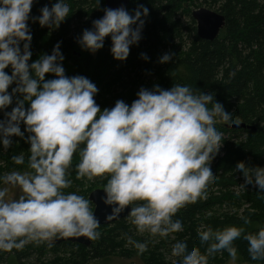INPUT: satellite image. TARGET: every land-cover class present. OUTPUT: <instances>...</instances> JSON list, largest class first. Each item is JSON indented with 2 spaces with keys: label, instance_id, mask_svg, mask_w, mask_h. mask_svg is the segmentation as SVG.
<instances>
[{
  "label": "clouds",
  "instance_id": "9594fccd",
  "mask_svg": "<svg viewBox=\"0 0 264 264\" xmlns=\"http://www.w3.org/2000/svg\"><path fill=\"white\" fill-rule=\"evenodd\" d=\"M33 2L0 0V111L12 102L7 90L14 82L12 95L23 96L5 114L6 120L0 121V145L6 151L11 137L23 138L21 122L30 134L26 141L30 144L28 170L0 175V251L21 250L30 243L51 244L57 239L100 238V223L89 199L64 192L71 187L67 175L74 154L79 156L77 179L91 182L108 177L102 201L114 207L105 217L107 222L116 220L131 205L126 220L138 235L147 233L155 242L156 237L183 231L181 220L173 217L187 204L206 199L209 183L217 179L210 156L223 146V133L216 124L241 122L232 110L214 100V93L204 94L180 84L169 90L141 89L130 106L118 100L111 109L101 111L94 99L97 88L89 79L64 75L59 43L51 55H42L29 65L32 36L27 22ZM69 11L65 0H58L51 9L43 7L33 19L41 27L57 29ZM147 15L143 6L131 16L123 7L105 9L103 17L93 21L92 29L83 31L78 43L95 53L110 36L112 56L125 61L130 46L141 38V17ZM172 58V53H166L159 63ZM9 66L11 75L5 72ZM49 73L55 79L45 81ZM25 102L30 103L27 111ZM11 159L16 165L25 162L23 153ZM236 171L244 179L238 187L245 190L246 185H253L260 190L258 196L264 195V167L249 168L238 162ZM11 189L20 191L18 198L9 195ZM241 219L245 225L250 223L247 217ZM257 228L246 232L242 226L213 230L201 225L197 235L202 245L207 244L205 252L177 241L171 257L179 259L173 264H209V258L222 251L228 253L230 264H236L234 241L241 238L248 244L251 260H264V225ZM126 242L142 254L149 241L126 237Z\"/></svg>",
  "mask_w": 264,
  "mask_h": 264
},
{
  "label": "trees",
  "instance_id": "16d2710c",
  "mask_svg": "<svg viewBox=\"0 0 264 264\" xmlns=\"http://www.w3.org/2000/svg\"><path fill=\"white\" fill-rule=\"evenodd\" d=\"M200 1L203 0H131L127 8L130 16L140 6L148 9V15L141 17L144 21L141 38L130 46L124 65L117 71L110 36L105 37L103 47L96 51V60L78 43L83 31L91 30L93 21L102 17L105 0L99 3L98 0H65L70 11L57 29L41 27L33 18L40 16L43 7L51 9L58 0H34L27 22L32 36L29 65L42 55H51L59 43L64 75L89 79L97 92L113 93L114 101L121 100L130 106L141 89L169 90L176 84L188 85L194 91L214 93L216 102L232 110L235 118L255 130L231 129L228 126L233 124L227 122L216 124L217 130L223 133L221 151L211 162L217 179L209 183L206 199L202 197L195 204H187L173 217L181 220L183 231L171 233L167 238L156 237L153 242L147 233L138 235L134 226L124 219L100 226L97 229L100 238L92 241L90 247L70 242L30 243L21 250L0 251V264H38L36 261L44 264L47 257L52 258V264H103L115 258L138 259L141 264H173L179 259L171 257L172 245L177 241H186L189 246L198 247L201 253L205 252L207 244L202 245L197 235L201 225L211 226L213 230L242 226L246 232H255L258 225H264V195L258 196L260 190L253 185H246L245 190L238 187L244 179L242 173L236 171L238 162H244L249 168L264 167V126H261L264 125V3L263 0H214L222 1L218 12L225 16L226 25L218 38L207 41L197 36L196 22L192 18V10L199 8ZM20 47L23 51V42ZM166 53L173 54L172 60L159 63ZM5 72L11 75V66ZM146 77L148 82L144 80ZM51 79H55L53 74L45 75V81ZM15 87L14 82L7 90L12 102L0 111V121L6 120L5 114L23 99L19 93L12 95ZM101 99L103 101L98 102L101 111L111 109L105 96ZM29 107L30 103L25 102V111ZM20 129L23 138L11 137L12 144L6 151L0 145V175L12 170H28L30 144L26 141L30 134L25 132L23 122ZM21 153L25 162L16 165L11 158ZM78 162L79 156L74 154L67 175L71 187L64 192L88 199L93 190L103 189L104 181L101 177L91 182L77 179ZM90 207L93 211L91 203ZM241 217H247L250 223L245 225ZM126 237L137 242L149 241L147 251L138 254L134 247L127 245ZM234 246L236 264H264V260L249 258L248 244L242 238L234 241ZM209 264H230V257L226 251L218 252L209 258Z\"/></svg>",
  "mask_w": 264,
  "mask_h": 264
},
{
  "label": "water",
  "instance_id": "95a60500",
  "mask_svg": "<svg viewBox=\"0 0 264 264\" xmlns=\"http://www.w3.org/2000/svg\"><path fill=\"white\" fill-rule=\"evenodd\" d=\"M130 1L131 0H105L104 10L117 9L123 7L127 11ZM192 18L196 22L197 36L200 39L207 41H214L216 38H218L221 31L224 29L226 25V18L223 14L204 7L192 10ZM228 128L231 129L246 128V129L255 130L254 127L247 126L244 123H241L240 125H230L228 126ZM104 196L105 193L103 192V189H95L90 193L88 198L90 203L94 207L93 214L99 220L100 226L112 225L120 220L126 219V217L131 211V205L127 206L124 209V211L119 214L116 220L108 221V222L105 220V217L111 214V208L114 206L105 205L102 201V198ZM54 242L57 244L70 242V243L80 244L86 247H90L92 244V241H89L84 237L57 239L54 240Z\"/></svg>",
  "mask_w": 264,
  "mask_h": 264
},
{
  "label": "rangeland",
  "instance_id": "374dc122",
  "mask_svg": "<svg viewBox=\"0 0 264 264\" xmlns=\"http://www.w3.org/2000/svg\"><path fill=\"white\" fill-rule=\"evenodd\" d=\"M262 3H264V0L262 1ZM221 4H222V1H217V2H215L214 0H208L207 2H204V0L203 1H200L199 3H198V7L199 8H208V9H210V10H214V11H219L220 12V6H221ZM200 5H202V6H200ZM89 52V51H88ZM90 53V55H92L93 56V58H94V60H96V53L97 52H95V53H91V52H89ZM124 65V61H117L116 60V63H115V68H116V70L117 71H120L121 70V67ZM145 82H148L149 81V78L148 77H146L145 79ZM106 91V92H105ZM105 91H103V92H105V93H103V92H97V94H96V96L94 97V99H95V102H96V104L98 105V102H101V101H103L101 98H102V96H105V101H107V103L109 104V108H112L114 105H115V103H116V101H114V95H113V93H111L110 94V92L108 91V90H105ZM100 94V96L98 97V99L96 98L97 97V95H99ZM112 101H114L113 102V104H110V102H112ZM106 104H104V106H105ZM100 108V107H99ZM221 151V148L219 149V151H218V153L217 154H219V152ZM216 154V155H217ZM216 155H214V156H210V162H212V158L213 157H215ZM102 179H103V181H104V185L107 183V180H108V177L107 176H104V177H101ZM100 178V179H101ZM95 181V180H94ZM104 187V186H103ZM102 187V188H103ZM21 193H20V191L18 190V189H11L10 190V193H9V195L11 196V197H13V198H18L19 197V195H20ZM51 257H47V259L46 260H44L45 262H44V264H52L51 263ZM32 262H34L35 263V261H32ZM36 263H38V264H41V262H37L36 261ZM103 264H141L140 263V261H138V259H133V260H118L117 258H115L113 261H109V262H106V263H103Z\"/></svg>",
  "mask_w": 264,
  "mask_h": 264
}]
</instances>
